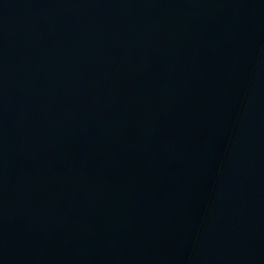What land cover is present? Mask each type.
<instances>
[{
    "label": "water",
    "instance_id": "water-1",
    "mask_svg": "<svg viewBox=\"0 0 264 264\" xmlns=\"http://www.w3.org/2000/svg\"><path fill=\"white\" fill-rule=\"evenodd\" d=\"M0 264H264V0H0Z\"/></svg>",
    "mask_w": 264,
    "mask_h": 264
}]
</instances>
